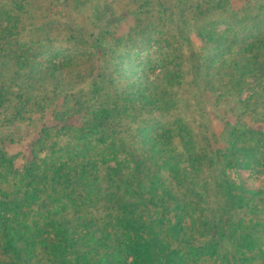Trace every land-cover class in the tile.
Instances as JSON below:
<instances>
[{"label": "trees", "instance_id": "1", "mask_svg": "<svg viewBox=\"0 0 264 264\" xmlns=\"http://www.w3.org/2000/svg\"><path fill=\"white\" fill-rule=\"evenodd\" d=\"M11 1L13 3L9 0L8 3L7 0H0V17L7 16L10 24L12 23L14 34L10 33L11 37L29 38V34L38 35L42 32L41 36L46 37L44 30L39 31L42 26L34 23L37 15L31 13L37 8H43V0L36 4L34 3L37 0ZM151 1L156 3L153 10L158 9L159 0ZM32 5L33 10H30ZM229 5L230 0H184L179 11V18L163 17V20L172 21L173 26L165 24L166 27H164L162 25L159 31V35L168 41L171 49L168 55H173L175 63H178L175 66V69L179 70L177 74H182L179 79V90L171 94L176 101L183 104L185 100L182 91L186 88H189L191 92L194 91V97L185 93V98H188L193 111L195 107L202 111L203 117L206 115L202 107L203 98L209 90L215 91L220 81L213 76L212 67L211 65L208 67L207 64V56L200 53V49L191 40V36L195 35L202 41L206 54L209 53L212 60L216 61L215 65H219L221 61L215 59L217 54L214 49L218 42L224 45L225 40H218L217 37L207 38L211 31L215 33L213 28H209V23L216 11L220 13H218L219 17L221 15L224 17ZM147 6L150 7V4ZM242 17L234 16L233 21L245 24L248 29L249 24L259 22L260 18H264V4L257 14L247 12ZM236 24L234 23L233 26ZM167 27L172 29L169 30ZM164 29L169 32H179L183 47L187 48L183 50L181 45L173 48L169 41L171 38H167L168 32ZM136 30L143 32V30ZM248 31L250 32V28ZM259 33L262 50L251 55L250 58L243 54L240 55L235 65L239 75L234 78L230 87L229 83L224 85V88H229L231 91L227 93L234 94L240 102V106L233 110V113L240 114L239 117L243 116L241 114L246 115L245 111H251L262 103L263 86L258 92L254 91L248 99H241L242 94L252 86L246 80L250 75L247 73L255 71L264 76V28H261ZM239 41L238 37L230 42L245 45ZM6 45L8 46V43ZM219 48L217 52L222 53L223 50ZM13 50H15L14 47H6L4 55L10 57L9 52ZM105 55L109 56L107 53ZM75 58V55H71V59ZM91 58L92 56L89 59ZM20 59L22 61L12 72H10L11 66L8 63L3 65V70L0 69V83H4L0 85V124L2 119H7L9 124H13L14 121L24 118L26 107H29L30 102L36 103L35 108L40 107V100H36L33 94L41 87L39 75L45 70L34 68L32 72H29L32 65L27 62V59ZM250 59L255 61L252 62ZM205 66L207 73L202 72ZM95 69L94 64L92 67H87L86 71L90 73L87 79ZM168 69L169 67L164 68V74H161L157 80L143 79L142 81L157 88L159 86L160 90L166 86L173 88L178 82H169V78H174V75H171V70L167 71ZM63 73V71L60 72L62 82L72 77ZM188 75L193 76V83L189 82ZM256 81L260 82L261 79ZM14 83L20 86H14ZM66 83L72 85L73 81L67 80ZM38 84L41 85L36 88ZM16 87L22 93L20 96L14 95L13 89ZM64 89L67 90V87ZM107 91H110L108 96ZM124 93L125 90L122 89L113 90L112 85L104 91L98 87V92L95 93L98 101L95 105L90 106L81 102L82 105L73 114L80 115L86 110L84 115L86 120L82 122L81 127L74 128L73 132L68 124L65 122L61 124L60 132L66 130L70 135L76 134L75 141L83 142V145L76 146L77 151L66 149L63 155L55 156L54 154V158H41L39 147L36 149L38 156H36L37 152L32 151V160L21 170H17L6 154L4 146H0V169L1 167L9 169V173L15 177V182L10 183L8 178L0 174V234L2 235L0 264H264V204L255 205V200L259 203L264 200V190L248 188L244 184L237 185L225 179L223 175L218 176L213 170L212 167L216 164L218 157L216 153L208 150L204 154L203 150V143L206 142L203 131L207 134L210 124L209 126L202 124L203 129L195 132L196 128L193 125L191 126L185 120H177L175 124L178 127H176L175 135L171 137L174 143H168L166 140L164 143L174 147L175 142L184 137L179 133V130L183 128L188 134L186 139L191 145L187 146L189 150L186 147L187 151L185 150L184 154L179 153L180 149L174 148L173 154L171 153L166 162H162V155L159 156L156 148L148 146L152 144L153 147H160L158 144L163 139H158L159 134L154 131V127H159L160 124H154L150 130L152 137L144 139L147 143L142 145V157L137 158L131 153V160L117 162L114 168L110 165L107 155L100 153L101 148L95 146L93 142L92 144L85 143L91 140L86 139L88 133L91 132V135L96 137L94 143L97 141L99 144H106L109 154L114 155L119 150L130 151L131 147L133 151L138 150L141 146L139 140L136 138L132 140L133 131L123 126L128 120L126 106L129 105L126 100L127 94ZM156 93L153 92L154 96L151 95L153 101L148 102L147 100L140 104L144 107L150 105L151 111L156 109L159 104L155 102L158 98ZM107 97L109 101L105 100ZM194 101L196 106H193ZM194 113L198 115L196 111ZM195 122L198 123V120L195 119ZM226 123L228 138L225 155L230 159L231 164L240 167L242 155L249 159V162L258 161L264 153V148L259 146V142L263 143V140L257 139L256 133L249 136L247 132H242L236 125L233 126L231 121ZM38 145H40V136L34 146ZM99 150L101 163L106 165L103 169L98 166L100 162L96 163L90 156L92 151ZM183 155L187 159L181 163H189L190 167L195 169L193 175H186L179 166H174L176 172L171 175V178L164 180L163 177L167 174L166 169L172 167L170 158L175 159ZM179 160L181 161L182 157H179ZM159 163L162 165L160 166ZM133 165L135 174L131 171ZM134 175H137L136 179ZM159 175H161L159 180L163 179L162 183L155 186L157 183H151L155 180L150 177H160ZM177 176L183 180L181 187L174 190L172 182ZM147 182L153 187L145 186ZM60 187H63L68 195L58 203ZM83 193H86V199L89 197L93 203L99 204L100 201L105 203L106 208L103 209L109 211L114 223H108L106 226V223L98 225L96 221L95 223L88 221L86 222L88 227L86 234L79 238L76 227L70 228L65 222L67 218L78 215L76 212L81 205H73V202L74 200L78 202L81 199L86 200ZM187 195H190L191 202L196 205L191 207L192 203L188 201ZM48 198L57 204L53 206L47 200ZM32 212L41 216L46 214V221L50 220L47 228L50 231L47 232L46 239L43 238L44 233L41 230H37L36 234H28V239L30 237L29 240H31L29 244L27 234L25 235V231L21 228L23 222H15H33L29 220V218L32 219ZM100 214L102 210L98 209L96 212L98 218ZM192 214L198 219L196 220ZM91 217L94 218V213ZM191 222L199 224L198 229L193 231ZM185 226L190 227L191 230L178 233L184 230ZM106 227L108 229L113 227L114 234H108ZM11 231L12 234H10ZM52 233L54 236L50 237ZM40 235L42 242L38 241ZM210 235L211 239H209ZM88 239L89 244H86ZM106 241L109 244L108 249L102 247ZM200 241L202 248L198 245ZM36 242L40 243L36 245ZM231 242H233V247L227 249ZM209 243L215 244L216 252L214 250L210 252L212 249H209ZM204 245L206 248L203 247ZM23 246L31 250L29 254ZM185 248L193 251L192 254H182ZM38 250H41L42 254H31Z\"/></svg>", "mask_w": 264, "mask_h": 264}, {"label": "rangeland", "instance_id": "2", "mask_svg": "<svg viewBox=\"0 0 264 264\" xmlns=\"http://www.w3.org/2000/svg\"><path fill=\"white\" fill-rule=\"evenodd\" d=\"M40 1L37 0L34 4ZM9 2L13 3L11 0ZM43 2L42 9L37 8L31 11V13L37 15L34 23L42 26L39 31L44 30L46 37L41 36L43 32L38 35L29 34V38L11 37L10 33H13L12 23L10 24L7 16L0 17V69L3 70V65L8 63L11 66L10 72H12L22 61L20 58H25L32 65V69L29 72H32L34 68L45 70L39 75L42 85L38 84L36 88L40 85L41 87L33 94L36 100H40V107L35 108L37 106L36 103L34 101L30 102L29 107H26L27 111L24 113V118L19 121H14L13 124H9L7 119L1 118L0 146H4L5 152L13 161L15 169L21 170L25 164H28L32 160V151L37 152L36 156H38L36 149L39 147L41 158H54V154L55 156L63 155L66 149L69 151H77L76 146L83 145V142L75 141L76 134L70 135L66 130L60 132L61 124L64 122L68 124L73 132L74 128L81 127L82 122L86 120L84 117L86 110L82 114L79 113L80 115H73L74 112L84 103L94 106L98 101L95 98L98 87L104 91L105 89L108 90L110 85H112L113 90L118 91L122 89L123 91L125 90L124 94H127L126 100L129 105L126 106V118L128 120L125 121V125L123 126L127 130L130 128L133 131L132 140H135V138L138 139L141 146H139L137 151H133L131 147L130 151L123 152L119 150L114 155L109 154L107 145L99 144L97 141L94 143L96 137L92 136L91 132H89L86 139L90 138L91 140L85 143L92 144L93 142L95 146L101 148V152L100 150L92 151L90 155L93 161L96 163L100 162L98 166L101 169L105 168L106 165L101 163L99 152L105 154V156L107 155V159L110 160L108 161L113 168L117 162L131 160V153L137 158L139 156L142 157V145L147 143L144 139H150L149 137H152V131L150 130L154 124H160L159 127H154V131L159 134V136L157 134L158 139L163 140H160L158 144L160 147H153L152 144H148V146L149 148H156L159 151V156L162 155L163 158L162 162L169 160L168 157L174 148L180 149L179 153L184 154V151H187L186 147L191 145L190 141L186 139L188 134H186L185 129L181 128L179 130L181 136H184V141L183 139H178L174 147L164 143V141L174 143L171 137L175 135L176 127H178L175 122L177 120H185V122L190 123L191 126L193 125L196 128L195 132L203 129L201 127L202 124L208 126L210 124L209 132L205 134L203 131V137L206 139V142L203 143V150L204 154H206L205 151L207 150L216 153L218 159L212 168L218 176L223 175L225 179L233 181L237 185L244 184L248 188L264 190V153L256 162H249L250 160L242 155L240 167L233 166L230 159L225 155L227 147L226 141L228 138L226 122L228 121H231L233 126L236 125L237 128L239 127V130L242 132H247L249 136L256 133L258 135L257 139L263 140V143L259 142V146L264 148V91L263 97L261 98L262 103H259L251 111H245L246 115L241 114L243 116L239 117L238 115L240 114L233 113V110H236L240 106L239 100H237L234 94L227 93L231 92L229 88H224L225 83H229L230 87L234 78L239 75L235 65L240 55L242 56L243 54L250 58L251 55L257 54L262 50L259 32L261 28H264V18H260L261 20L259 22H252L247 29L245 24L238 23L239 21L234 22V16L243 18L242 16L247 12L253 15L257 14L259 8L264 4V0H230L228 11L224 17L223 15L219 17L220 13L218 12V14L217 11L213 13L214 16L209 23V28H213L215 33L211 31L207 38L213 39L217 37L218 40H225L223 42L224 45L218 42L214 49V52L217 54L215 59L217 58L221 61L217 66L215 65L216 61L212 60L209 53L206 54L202 41L195 35L191 36V40L200 49V53L207 56V64L208 67L211 65L213 76L220 81L215 91L209 90L203 98L204 103H202V107L206 114L204 117L201 115L202 111L197 110L196 107L194 111L198 115L195 114L190 107L191 104L188 98H185V93L194 97V91H189V88L182 91L184 93V100L186 101L183 104L176 101V98L171 94V92L179 90V79L182 74H177L179 70L175 69V66L178 63H175L172 58L173 55H168L171 52L168 41L159 35L162 25L164 27H166L165 24L173 26L172 21L163 20V17L177 19L184 0H159L157 3L159 8L155 10H153V7H155L156 3L151 0H43ZM147 4H150V7ZM30 10H33V5ZM231 14L232 16H230ZM231 23L233 25L234 23L237 24L233 26ZM249 28L250 32L248 31ZM136 29L143 30V32H137ZM171 29L169 28V30ZM164 30L168 32L167 38H171L169 41L172 43L173 48H178L180 45L183 50L187 48L186 46L183 47V41L181 40V34L179 32ZM238 37L239 42L245 45L242 46L230 42ZM6 43H8V46ZM6 47L15 48L11 53L9 52L10 57L4 55ZM218 48L223 50L222 53L217 52ZM105 53L109 56L107 57ZM71 55H75L76 58L71 59ZM90 56H92L91 59H89ZM250 60L252 62L255 61L254 59ZM244 61L246 60L244 59ZM81 62L83 63V67L81 66ZM202 63H204V60H202ZM93 64L96 69L87 79L90 73H87L86 69L89 66L92 67ZM166 67H169L167 71L171 70V75H174V78H169V82H178L173 88L166 86L160 90L159 86L157 88L152 84L147 85L142 81L143 79L148 81L157 80L161 74H164V68ZM205 69H207L206 66L202 72L207 73ZM61 71L64 72L63 74H67L68 77L70 75L72 77L62 82L60 76ZM247 74L250 75L246 80L252 86L242 94V100L248 99L254 91L258 92L262 86L264 87V76H262V73L257 74L255 71H250ZM99 75L100 78H98ZM187 78L190 83L194 82L192 75H188ZM259 78L261 81H256ZM67 80L73 81V84L68 85L66 83ZM3 84V82L0 83L1 86ZM14 86L19 87L20 85L14 83ZM65 87H67V90L64 89ZM13 91L15 92V96L22 94L17 87ZM153 92H157L158 98L155 102H158L160 105L158 104L156 109L154 108L151 111L150 105L144 107L140 103L147 100L148 102L153 101V97H151V95L154 96ZM108 95H110V91H107ZM105 100H108V97ZM193 106H196L195 101L193 102ZM195 119L198 120V123H194ZM161 124L164 125L161 126ZM39 136L40 145L34 146ZM179 157H182L181 161ZM170 159L173 164L170 163L172 167L166 169L167 174L164 175V180L171 178V175L176 172L174 166H179L186 175H193L195 169L190 167L189 163H181L187 157L183 155L175 159ZM159 164L160 166L162 165V163ZM133 166L131 167V171L135 174V166L134 168ZM0 174L8 178L10 183L15 182V177L9 173V169L1 167ZM161 175H159L160 177H150V179L155 180L151 183H157L155 186L161 185L163 180H159ZM134 176L136 179L137 175ZM182 180L180 176L176 177L172 182L174 190H178L181 187ZM146 185L153 187L148 182L145 183ZM148 190L153 194L149 188ZM83 194L86 199L87 194ZM67 195L68 192H64L63 187H60V196L57 197L58 203L63 198H66ZM187 198L191 204L190 195H187ZM47 200L53 206L57 204L50 201V198ZM74 204L81 205L76 212L78 215L73 218H67L65 224L67 223L70 228L76 227L79 238L86 234L88 228L86 222L88 221L92 223L96 221L98 225L106 223V226H108V223H114V219L109 211L103 209L106 208L105 203L101 201L99 204H96L88 197L84 201L82 199L79 202L74 200ZM261 204H264V200H261L260 203L255 200L256 206ZM192 205L196 204L192 203L191 207ZM98 209L102 210L99 218L96 215ZM93 213L94 218L91 217ZM31 216L32 219L29 218V220H33V222L17 221L15 223L23 222L21 228L25 231V235L27 234V239L28 234H36L37 230H41L44 233L42 235L43 238L46 239L47 232L50 231V229H47L50 220L48 222L46 221V214H42L41 216L37 215L36 212H32ZM193 217L196 220L198 219L194 215ZM198 227L199 224H192L191 222L193 231L198 229ZM112 228H107L108 234H114ZM190 230V227L185 226L184 230L178 231V233H185ZM10 234H12V231ZM53 236L54 233L50 235V237ZM209 237L211 239V235ZM1 238L2 235L0 234ZM29 239L28 242L31 244V240ZM89 239H91L90 236ZM89 239L86 240V244H89ZM40 240L41 235L38 237V241ZM1 241L0 244L2 243ZM40 242H36V245ZM198 245L202 248L201 241ZM206 245L203 247L206 248ZM108 246L109 244L106 241L102 247L107 248ZM23 247H25L29 254L31 250H28L26 246ZM208 247L210 250L212 249L210 252H213V250L216 252L215 244L209 243ZM232 247L233 242L230 243V247L228 246L227 249H231ZM188 250V248H185L182 254H192L193 251ZM41 252V250H38L37 252H31V254H42Z\"/></svg>", "mask_w": 264, "mask_h": 264}]
</instances>
